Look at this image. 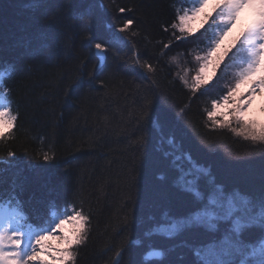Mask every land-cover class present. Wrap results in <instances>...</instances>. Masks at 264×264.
I'll return each mask as SVG.
<instances>
[{
    "label": "snow or ice",
    "instance_id": "snow-or-ice-1",
    "mask_svg": "<svg viewBox=\"0 0 264 264\" xmlns=\"http://www.w3.org/2000/svg\"><path fill=\"white\" fill-rule=\"evenodd\" d=\"M46 5L27 0L26 7L45 9L42 18L56 26L57 35L37 49L25 45L24 55L36 59L43 49L74 46L78 30L94 48L91 70L80 64L90 88L97 80L106 88L108 78L125 70L140 81L136 158L116 232L119 244L107 249L113 254L108 264H264V0H170L165 6L171 16L154 21L159 41L144 35V21L136 15L142 2L79 0L71 16L68 3ZM98 23L110 34L107 41L97 39ZM41 37L47 41L46 33ZM182 45L202 53L191 68L182 66L191 54L186 46L181 52ZM31 71L0 54V264H80L98 217L79 174L47 138L39 151L15 148L23 124L14 85ZM177 85L188 93L181 104L173 102ZM71 90L65 89L66 99ZM204 97L207 127L258 149L223 155L230 164L258 160L254 183L221 178L213 163L218 141L187 137L186 116ZM258 97L259 114L253 107ZM169 119L172 132L165 131ZM61 166L54 185L53 169Z\"/></svg>",
    "mask_w": 264,
    "mask_h": 264
},
{
    "label": "trees",
    "instance_id": "trees-1",
    "mask_svg": "<svg viewBox=\"0 0 264 264\" xmlns=\"http://www.w3.org/2000/svg\"><path fill=\"white\" fill-rule=\"evenodd\" d=\"M141 2L144 7L136 15L144 21V35L159 41L162 37L154 21L171 16L165 6L170 0H115L118 4ZM65 3L70 5L65 11L71 16L79 0H47L46 7L51 9ZM26 4L27 0H0V54L5 59L17 58L23 67L32 68L14 85L15 99L21 104L19 119L23 124L15 148L20 151L23 146L30 151H39L41 141L47 138L55 144L57 155L70 162L81 178L85 199L97 210L98 217L89 247L80 253L83 257L80 264H108L113 254L107 249L119 244L116 232L121 208L128 196L130 185L127 177L136 158L134 133L137 129L134 121L139 111L136 90L140 81L133 72L125 70L115 78H108L106 88H101L98 80L90 88L88 77L80 75V64L86 63L87 70H91L95 63L94 48L83 34H75L78 30L73 32L74 46L70 43L66 49H43L36 59L24 55L25 45L37 49L44 42L51 44L58 31L55 25L42 18L45 9L33 11ZM95 32L98 40L109 39L110 34L103 24L98 23ZM41 33L47 34V41ZM185 46L192 52L190 45H182L181 52ZM69 85H72L71 98L66 99L64 91ZM172 95L173 102L181 104L188 93L177 85ZM208 99L204 97L193 103V111L186 116L191 125L190 130H185L187 137L191 142H196L198 137L218 141L220 155L213 158V163L221 178L254 183L260 168L258 160L237 165L228 163L223 155L242 156L258 152V149L227 131H214L207 127L205 110L209 105L205 101ZM174 130L169 119L165 131ZM177 135L181 133L177 132ZM187 137L184 139L185 147L190 146ZM3 155L4 143H0V156ZM63 167L66 166L53 169L52 184L58 185L57 176ZM145 175L148 178L147 166Z\"/></svg>",
    "mask_w": 264,
    "mask_h": 264
},
{
    "label": "rangeland",
    "instance_id": "rangeland-1",
    "mask_svg": "<svg viewBox=\"0 0 264 264\" xmlns=\"http://www.w3.org/2000/svg\"><path fill=\"white\" fill-rule=\"evenodd\" d=\"M250 22V21H249ZM239 35V29L235 32V35H230L228 37V43H230L231 41L235 40L236 36ZM197 54H202L199 52L198 49L194 50L191 52L190 56L188 57H185L184 58V63L182 66H187L188 68H191L194 66V63H195V55ZM188 60H192L193 61V64H188ZM230 77H227L226 79H229ZM254 110L256 111L257 114H259V108H260V100H259V97L257 99V103L254 104Z\"/></svg>",
    "mask_w": 264,
    "mask_h": 264
}]
</instances>
